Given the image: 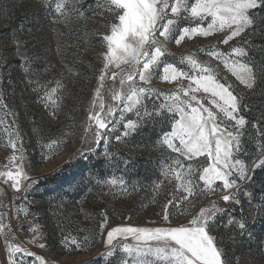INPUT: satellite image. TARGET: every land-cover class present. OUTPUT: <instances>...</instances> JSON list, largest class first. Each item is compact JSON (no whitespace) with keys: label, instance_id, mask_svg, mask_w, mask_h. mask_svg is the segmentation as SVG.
<instances>
[{"label":"snow or ice","instance_id":"obj_1","mask_svg":"<svg viewBox=\"0 0 264 264\" xmlns=\"http://www.w3.org/2000/svg\"><path fill=\"white\" fill-rule=\"evenodd\" d=\"M41 7L51 31L61 38L75 33L78 41L91 43L80 35L83 29L71 27L82 21L91 20L103 29L89 33L101 48L94 55L102 67L87 109L82 147L66 163L77 156L96 155L103 141V155L115 165L109 150L112 139L126 144V138L153 136L150 149L157 155L149 163L155 177L153 200L164 189L165 203L158 214L162 223L106 230L109 218L101 213L98 231L105 250L100 255L107 264H113L118 252L122 253L119 264H243L242 255L233 248L239 247L238 238L248 231L251 213H244V204L252 206L254 177L257 170H264V108L256 109L259 115L251 121L242 114L252 111L244 104L245 94L264 96V0H41ZM56 25L68 31L58 32ZM32 33L31 27L19 28L12 44L47 108L56 104V94L64 85L57 79L48 88L31 79L33 58L27 54V41ZM213 36L228 48L198 49L207 61L195 54L168 59L170 43L179 46L196 37ZM256 36L259 42L251 39ZM257 49L259 59L251 55ZM79 54L78 48L72 63L78 62ZM6 59L0 55V84ZM64 68L66 74L78 75L69 64ZM222 71L236 83L227 82V77L222 82ZM157 81L172 87L167 91L152 87ZM6 98L0 90V112L4 113L0 128L7 134L4 146L12 151L0 169V184L26 200L38 180L26 170L23 138ZM65 142L55 136L40 143L41 162L59 155ZM122 163L126 171L132 160L124 158ZM97 183L123 193L128 192L130 182L113 174ZM134 190H139V182ZM3 191L0 188V195ZM63 206L61 198L58 207ZM23 214L28 217L30 213L24 210ZM6 217L0 211V237L7 251L6 262L0 256V264H47L16 242ZM29 231V243L44 249L38 225ZM61 243L66 249L74 246L75 251L95 246L93 237L79 238L71 232L63 235Z\"/></svg>","mask_w":264,"mask_h":264},{"label":"rangeland","instance_id":"obj_2","mask_svg":"<svg viewBox=\"0 0 264 264\" xmlns=\"http://www.w3.org/2000/svg\"><path fill=\"white\" fill-rule=\"evenodd\" d=\"M46 16L47 13L41 7V0H0V55L7 57L4 67V82L0 84V90L7 97L5 103L16 113L15 127L19 129L23 138L26 170L33 178L46 176L59 170L82 147L81 140L87 121V109L94 95L99 69L102 67L99 57L94 55V53L101 52V48L95 43L97 38L89 35L92 31H103L102 28H99L91 20L73 23L71 27L83 29L80 35L91 41V43H84L83 40H77L75 33L64 38L53 34L49 18ZM21 27L33 29L32 38L27 41V54L33 58L29 65L30 72L33 73L31 79L41 84H47L48 88L54 87V81L57 79L61 80L64 85L56 94V104L50 103L47 108L40 102L37 92L34 91V84L29 82L28 74L24 73L21 66L19 54L13 48L12 37ZM56 28L58 32L62 29L65 32L68 31L63 28V25H56ZM213 45L218 50L228 48V46L218 43L216 36L196 37L193 40L182 42L179 46L174 42L170 43L167 47L172 56L168 59L174 61L181 56L195 54V57L202 62L207 61L209 58L198 49ZM78 48L80 53L78 62L72 63L77 59ZM66 63L73 67L78 75L66 74L64 68ZM8 73H11L10 77ZM224 77H227V82L236 83L230 74L222 71L220 76L222 82ZM9 80H11L10 84ZM49 81L53 82L48 83ZM151 86L164 91L172 87L160 81L154 82ZM236 91H241V88L237 87ZM257 95L258 93L255 95L245 94L244 100L251 96L256 98ZM3 115L4 113L0 112V116ZM7 119L11 120L10 117ZM65 134L67 135L65 136ZM116 134L118 133L112 135ZM55 136L63 137L66 142L61 145L59 155L41 162L40 143ZM126 139L128 140L126 144L115 139L109 142V150L116 162L115 165L119 167L117 172L122 175L125 173L122 161L124 158H129L132 160V164H135L134 166L141 169L146 168L150 174L147 181L139 182V190L132 192L122 193L119 189L112 192L103 185V214L109 218L106 230L115 226H150L153 221L157 224L162 223L158 214L165 203L164 189H161L160 194L156 195L153 200L152 182L155 177L153 166L149 163L157 155L150 149L153 136L151 133H147ZM6 141L7 134L0 128V169L7 163L8 156L12 154L11 149L4 146ZM103 152V141H101V145L97 148L96 158L103 159L107 165H114L105 159ZM132 164L128 166V169ZM136 184L137 182L134 183V186ZM0 188L4 190L0 195V203L4 205L0 207V211L7 213L5 222L11 221L16 242L42 256L47 264H80L105 250L102 243L99 248L86 255L69 254L61 248L49 246L47 236L51 232L50 226H45L42 219L37 223L31 214L28 217L23 214L24 210L30 213L29 205L34 202L29 199L22 200L20 194H14L6 185L0 184ZM262 189H264V170H257L252 188L255 199L251 207L246 202L244 204V213H251L248 231L243 237L238 238L239 247L233 248V251L242 255L243 264H264V207H262L264 197L261 196ZM235 214L238 216L240 212ZM80 217L84 219V212H80ZM33 225H38L39 231L43 234V242L46 244L44 249L29 243L32 238L29 228ZM120 255H122L120 252L116 254L113 264H119ZM0 256L6 262L7 251L3 237H0ZM103 264H107L104 258Z\"/></svg>","mask_w":264,"mask_h":264},{"label":"trees","instance_id":"obj_3","mask_svg":"<svg viewBox=\"0 0 264 264\" xmlns=\"http://www.w3.org/2000/svg\"><path fill=\"white\" fill-rule=\"evenodd\" d=\"M260 39L259 36L252 38L254 42H259ZM251 55L259 59L258 49L252 51ZM245 99L244 104L252 108V111L245 110L242 114L250 121L254 120L259 115L256 109L264 108V96L258 94L256 98L251 96ZM133 165L135 164H132L122 175L117 172L118 165H107L103 159H98L95 155L77 156L71 163H67L54 173L36 178L38 183L34 186L33 192L28 194L27 199L34 202L29 205L34 220L38 223L42 219L45 226L51 228L47 236V244L61 248L69 254L86 255L99 248L101 238L98 224L103 218L101 213H103L104 186L98 184L97 180L113 174L123 176L130 182L128 191L132 192L134 183L147 181L150 174L148 169ZM61 198L64 206L58 207ZM81 211L84 212V219L80 217ZM81 229L83 231H80ZM68 232L78 235L79 238L84 235L93 237L95 246L88 251H75L74 246L66 249L61 240ZM80 264H103V257L98 254Z\"/></svg>","mask_w":264,"mask_h":264}]
</instances>
